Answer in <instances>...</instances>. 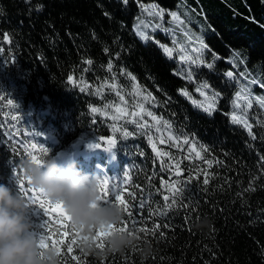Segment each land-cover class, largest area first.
Returning <instances> with one entry per match:
<instances>
[{
    "label": "trees",
    "instance_id": "obj_1",
    "mask_svg": "<svg viewBox=\"0 0 264 264\" xmlns=\"http://www.w3.org/2000/svg\"><path fill=\"white\" fill-rule=\"evenodd\" d=\"M149 4L177 13L183 35L142 16ZM135 21L149 39L135 35ZM171 42L201 48L213 64L192 70L195 84L218 93L211 114L191 104L199 99L194 84L158 46ZM262 84L264 0H0V184L19 191L23 179L32 187L19 165L30 153L42 160V148L63 165L74 147L99 143L95 153L75 156L77 168L120 192L137 228H160L155 236L133 235L123 254L96 257L79 246L58 256L59 264H75L72 255L84 264H264V107L250 99L244 118L252 135L228 117L240 89L264 97ZM110 140L113 163L99 152ZM177 184L184 191L166 208ZM30 217L40 233L42 221ZM116 227L135 232L126 213ZM146 243L153 252L143 259Z\"/></svg>",
    "mask_w": 264,
    "mask_h": 264
},
{
    "label": "clouds",
    "instance_id": "obj_2",
    "mask_svg": "<svg viewBox=\"0 0 264 264\" xmlns=\"http://www.w3.org/2000/svg\"><path fill=\"white\" fill-rule=\"evenodd\" d=\"M49 153L50 150L39 165L25 159L19 166L33 188L43 190L53 202H62L73 226L81 230L82 236L87 237L80 241L82 252L106 257L110 254H123L131 248L135 237L126 232H115L107 238L102 252L96 249L92 240L95 231L104 229L107 225H118L123 218L122 209L114 204H97L96 176L83 174L74 160L61 165ZM11 180L15 185L18 183V178L14 175ZM93 204L97 206L93 208ZM203 226L202 221L199 227ZM32 232L33 224L26 200L16 188L13 190L6 184H0V264H59V257L54 249L44 251L43 259L40 258V250ZM152 252L150 243H146L141 249L143 259H147Z\"/></svg>",
    "mask_w": 264,
    "mask_h": 264
},
{
    "label": "snow or ice",
    "instance_id": "obj_3",
    "mask_svg": "<svg viewBox=\"0 0 264 264\" xmlns=\"http://www.w3.org/2000/svg\"><path fill=\"white\" fill-rule=\"evenodd\" d=\"M125 4H127L128 0H123ZM143 7V6H141ZM147 11V9H145ZM153 15L163 17V10H157L155 9V6H153ZM169 15L172 17V20L177 22L180 25H183L184 22L180 20V18L177 16V13L171 12ZM140 23H143V21H140ZM159 26V25H157ZM167 31V29H165ZM137 34L141 37L143 40L149 39V37L144 33L141 29L139 24L136 26ZM185 35H187V32L185 31ZM191 39V37H189ZM175 43V42H174ZM201 48L206 49L207 45L203 43V41H200ZM163 48V51L165 54H167L169 57L172 56L173 50L161 46ZM193 51H199L198 49H193ZM235 57H239V54H234ZM186 57L181 56V60L184 61ZM191 63L204 65L207 68L211 69L213 67L212 63H205L203 59H200L199 57L196 60H192L191 57L187 58ZM218 59L215 55L213 56V60ZM234 62V61H233ZM86 63H91V61H86ZM109 70L111 69L112 65L111 62L108 65ZM130 75V74H129ZM230 80H236L237 77L234 76L232 71H229L225 74ZM246 78L249 79L250 84H256L259 83L258 80L255 78H250V74H244ZM192 77L191 71L187 73V78L190 80ZM133 79H135L133 77ZM72 80V77H69V81ZM264 87V84L261 85ZM209 85L202 84L197 91L200 92L202 96H205V101L207 102V106H205L204 103L198 104V107H201L205 112H208L211 114L215 110V100L218 98V93H212L211 97L206 96L204 89H208ZM242 91H247V89H242ZM183 95H188L187 92H182ZM150 95V94H149ZM241 98V93H237V101H239ZM122 99V98H121ZM256 102L261 106L264 107V97H255L254 98ZM194 104H196V101H193ZM9 104H12V101L9 100ZM237 106H239L237 104ZM249 107H251V100L249 101ZM95 111V109H93ZM149 116L152 115L151 112L147 113ZM155 119V117H153ZM232 122L233 123H242L244 127L249 129V135H252L251 133V125L247 123L246 120L239 119L235 114L232 115ZM255 139V136L252 137ZM187 142V140H185ZM32 147L35 149L36 145H32ZM90 148H101V145L99 143H94L89 145ZM115 147V141H109L108 147L104 150L110 151ZM41 154H47L48 149L42 148L39 150ZM31 156V161L37 165L42 163V160L36 155V154H29ZM181 172H177V175H180ZM187 183V182H185ZM204 183L207 184V179L204 180ZM27 184L31 185L30 180H27ZM255 190V189H250ZM97 191L98 194V201L97 204L104 205V204H114L122 209L123 213H126L129 220L132 222V227L135 229V232L128 231L129 235H136L137 233H145L147 235L148 233H151L153 236H155L156 232L159 231L160 225L156 224L153 228L149 229L147 227H136V220L133 216V213L129 210V206L124 198H122L120 192L112 193L111 189L108 186V181L98 182L97 184ZM184 191V185L177 184L174 188V194L171 197V203L166 204V208H173L177 206V200L176 195L182 194ZM19 193L20 195L26 200L31 214H34L35 216L39 217L42 223L39 224L40 229L42 231L40 233H37L33 231L31 235L36 239V246L40 250V258L43 259V252L49 249H54L57 256H60L62 254H68L72 253L74 247L80 246V241L87 239V237L82 236L81 230H78L73 224L71 223V218L68 215L66 209L63 207L62 202L56 201L53 202L49 200L46 195L44 194L43 190L35 189L33 187H25V181L23 179L19 180ZM114 195V199L112 198ZM129 196H131V193H128ZM165 201H168L170 199L169 196L164 197ZM97 204H93L92 207L95 208ZM35 205L38 207L43 215L41 216L40 212L36 211L35 207H30ZM185 207L189 205H184ZM141 208L144 207L143 203L140 205ZM158 214H164L162 212H152L151 215H158ZM167 227V225H165ZM127 231L126 227L117 228L116 225H107L104 229H97L95 231V235L92 237V240L95 243V246L97 248H103V242L106 240L109 236H111L115 232H125ZM54 236L56 238H54ZM161 238H163L164 233H160ZM137 238L139 236L137 235ZM67 249V253L64 252V249ZM71 259L75 262V264H84L83 261L80 260V258L76 255H72ZM66 264V262H65Z\"/></svg>",
    "mask_w": 264,
    "mask_h": 264
},
{
    "label": "rangeland",
    "instance_id": "obj_4",
    "mask_svg": "<svg viewBox=\"0 0 264 264\" xmlns=\"http://www.w3.org/2000/svg\"><path fill=\"white\" fill-rule=\"evenodd\" d=\"M153 6L154 5H152V4H149V5H147V6H143V7H140V12H141V15L143 16V15H145V16H153L155 19H156V21L158 22V24L159 23H163L164 25H165V22H170L171 24H172V26L174 27V29H176L177 28V30L178 31H175V32H177V33H179V34H181V35H183L180 31H179V27H180V25L177 23V22H175V21H173L172 20V17L169 15V13H171V12H163V17H159V16H156V15H153L152 14V11H153ZM145 9H147V11H145ZM155 9H157V10H160V9H158V8H156L155 7ZM137 24H139V26H140V29L144 32V33H146V26L145 25H143L142 23H140L139 21H135L134 23H133V25H132V28H133V31H134V33H135V35L139 38V39H141V37L137 34V31H136V26H137ZM181 28V27H180ZM166 34H167V31H166ZM170 34V33H169ZM141 40H143V39H141ZM158 46H159V48H160V50L162 51V53L167 57V58H169L170 60H172L175 64H176V66H177V72H176V74L179 76V77H181V78H183V79H185V80H187V81H190V82H192L193 84H194V93L195 94H197L198 95V100L196 101L197 103L196 104H194L192 101H191V104L195 107V108H197L198 110H200L201 112H204V113H206V114H209L208 112H205L201 107H198L197 105L198 104H201V103H204L205 104V106H207V102L205 101V96H202L201 94H200V92L199 91H197V89L203 84V83H200V84H195L194 83V81H193V78L191 77V79L189 80L188 78H187V73L189 72V71H191V73H192V70L193 69H198V68H201V67H203V68H207L206 66H204V65H200V64H195V63H191L187 58L188 57H191V59L192 60H196L198 57L200 58V59H202V57H203V50L201 49V48H199V47H190V48H184V47H182L179 43H174V42H171L169 45H163V46H165V47H168V48H170V49H172L173 50V53H172V56L171 57H169L167 54H165V52L163 51V48L161 47L162 45H160V44H158ZM193 49H198L199 51H193ZM181 56H184V57H186V59L184 60V61H182L181 60ZM227 77V76H226ZM228 78V77H227ZM229 79V78H228ZM204 91H205V94H206V96H208V97H211V95H212V93H214V92H212L209 88L208 89H204ZM239 92L241 93V98H240V100L239 101H237V93L232 97V99H231V101H230V107H231V113H230V115L228 116L229 117V120H230V122L231 123H233L232 122V115L233 114H235L239 119H242V120H245V118H244V116H245V114L248 112V110L250 109V107H249V99H252V98H249L248 97V95H246V94H244L242 91H241V89L239 90ZM183 95V94H182ZM183 96H185V95H183ZM188 99V98H187ZM218 99V98H217ZM217 99L215 100V107H216V102H217ZM189 100V99H188ZM190 101V100H189ZM237 104L239 105V106H237ZM216 109V108H215ZM234 124H239V125H241L246 131H249V129H247L246 127H244V125L242 124V123H234ZM45 138V137H44ZM46 140H48L50 143H51V140L50 139H48V138H46ZM74 151L76 152V153H74V155H73V157L76 155V157H78V156H80V155H83V156H85L86 154H85V152H93V153H95L96 152V150H95V148H90V147H87L86 148V150L84 151V150H81L80 148H77V149H74ZM87 152V153H88ZM107 157H108V159H109V161L111 162V159H112V157H110V155H108L107 153L109 152L110 153V151H102ZM111 192L114 194V193H116V190H113V189H111ZM98 194H99V192H98ZM113 199H114V195H113V197H112ZM36 209L37 210H40L38 207H36ZM41 211V210H40ZM42 212V211H41Z\"/></svg>",
    "mask_w": 264,
    "mask_h": 264
},
{
    "label": "bare ground",
    "instance_id": "obj_5",
    "mask_svg": "<svg viewBox=\"0 0 264 264\" xmlns=\"http://www.w3.org/2000/svg\"><path fill=\"white\" fill-rule=\"evenodd\" d=\"M252 99H254V98H252ZM107 154L109 155V154H111V153L108 152ZM73 155H74V154H73ZM73 155H72V156H73ZM110 157H112V154H111ZM111 163H113L112 159H111Z\"/></svg>",
    "mask_w": 264,
    "mask_h": 264
},
{
    "label": "water",
    "instance_id": "obj_6",
    "mask_svg": "<svg viewBox=\"0 0 264 264\" xmlns=\"http://www.w3.org/2000/svg\"><path fill=\"white\" fill-rule=\"evenodd\" d=\"M5 44H7V39H4Z\"/></svg>",
    "mask_w": 264,
    "mask_h": 264
},
{
    "label": "crops",
    "instance_id": "obj_7",
    "mask_svg": "<svg viewBox=\"0 0 264 264\" xmlns=\"http://www.w3.org/2000/svg\"><path fill=\"white\" fill-rule=\"evenodd\" d=\"M181 45V44H180ZM182 46V45H181ZM182 47H184V46H182ZM185 48V47H184Z\"/></svg>",
    "mask_w": 264,
    "mask_h": 264
},
{
    "label": "built area",
    "instance_id": "obj_8",
    "mask_svg": "<svg viewBox=\"0 0 264 264\" xmlns=\"http://www.w3.org/2000/svg\"><path fill=\"white\" fill-rule=\"evenodd\" d=\"M177 29V28H176Z\"/></svg>",
    "mask_w": 264,
    "mask_h": 264
}]
</instances>
